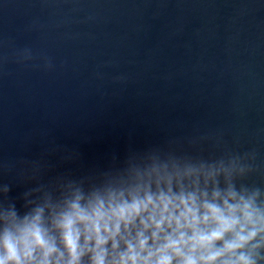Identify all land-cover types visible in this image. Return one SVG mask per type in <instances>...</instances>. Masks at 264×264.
<instances>
[{
	"label": "water",
	"instance_id": "95a60500",
	"mask_svg": "<svg viewBox=\"0 0 264 264\" xmlns=\"http://www.w3.org/2000/svg\"><path fill=\"white\" fill-rule=\"evenodd\" d=\"M165 168L264 204V0H0V229Z\"/></svg>",
	"mask_w": 264,
	"mask_h": 264
},
{
	"label": "clouds",
	"instance_id": "9594fccd",
	"mask_svg": "<svg viewBox=\"0 0 264 264\" xmlns=\"http://www.w3.org/2000/svg\"><path fill=\"white\" fill-rule=\"evenodd\" d=\"M219 175L165 168L23 217L13 205L0 229V264H261L260 192L238 191L230 174L221 187Z\"/></svg>",
	"mask_w": 264,
	"mask_h": 264
}]
</instances>
